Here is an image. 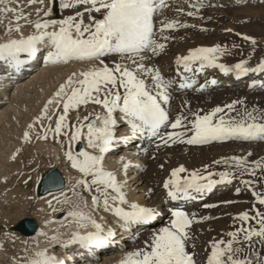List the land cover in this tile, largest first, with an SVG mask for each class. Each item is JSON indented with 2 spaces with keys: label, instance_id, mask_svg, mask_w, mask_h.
Instances as JSON below:
<instances>
[{
  "label": "snow or ice",
  "instance_id": "obj_1",
  "mask_svg": "<svg viewBox=\"0 0 264 264\" xmlns=\"http://www.w3.org/2000/svg\"><path fill=\"white\" fill-rule=\"evenodd\" d=\"M14 2L15 7L0 9V13H11L15 22L7 31L18 34L0 42V67L19 73L41 48L47 49L43 56L45 63L57 65L77 61L91 65L87 70L73 72L59 85L22 135L23 142H31L35 126L39 124L41 132L36 133V138L47 141L51 136L61 146L68 166L77 174L72 196L82 201L83 206L63 192L62 199L53 197L57 204L70 206L67 216L76 224L77 230L66 240H62L60 234L52 235L50 245L66 248L79 244L91 251L112 244L116 233L111 228L106 231L104 225L97 222L93 213L98 210L110 213L125 230L151 225L161 216L156 207L130 201L125 191L127 179L119 180L117 170L106 168V156L117 144L138 139L154 143L159 151L183 144L264 142V109H249L243 99L206 112L193 111L185 100L180 111L172 117V92L176 88L192 89L197 83L196 76L205 69H218L225 76L234 74L238 79L250 73L264 74V57L255 66L250 65V58L229 65L221 62V58L231 52L221 44L192 47L186 54L174 58L178 80L166 78L160 68L150 66L149 62L153 57L166 54L168 41L175 39L172 32L195 27L165 17L157 28V16L169 7L167 0H59V8L69 11L60 18L54 15L53 0H47V5L45 0H26L29 7L41 6L34 9L36 19L30 18V12L25 13L19 0ZM191 8L193 10L184 14L194 17L200 6L193 4ZM177 12L183 10L177 9ZM25 25L32 29L27 35L22 31ZM225 31L232 32V29ZM236 35L253 46L257 44L251 36ZM113 55L119 56L120 60L106 63ZM255 83L254 80L248 87ZM216 84L215 78L206 80L196 91L202 92L207 85ZM50 106H54L51 114ZM89 106L93 111L81 116V109L87 110ZM96 107L101 111H95ZM121 121L127 125L131 137L116 135ZM82 142L85 147L78 148ZM141 151L148 153L149 150L141 147ZM252 155L248 152L246 155L223 156L192 170L183 164L172 168L162 181L166 201L171 202L167 208L168 222L152 231L142 246L126 252L119 264H264V157L250 160ZM15 158L13 153L12 159ZM220 165L225 170H213ZM129 168L130 163L121 157L120 170L125 176ZM233 181H239L243 190L250 193V206L231 215L230 230L207 241L206 258L198 262L193 227L218 217L190 213L183 205L201 199L217 185H231ZM57 182L55 177L50 180L53 184ZM77 187L90 195L91 211H85L88 202L76 191ZM241 191V187L235 188L237 195ZM151 194L149 188L147 195ZM222 203L231 205L237 201ZM48 205L53 212L57 211L51 200ZM218 206L203 205L205 209ZM190 245L192 250H189ZM24 264H66V261L50 254L47 247H37L24 259Z\"/></svg>",
  "mask_w": 264,
  "mask_h": 264
},
{
  "label": "rangeland",
  "instance_id": "obj_2",
  "mask_svg": "<svg viewBox=\"0 0 264 264\" xmlns=\"http://www.w3.org/2000/svg\"><path fill=\"white\" fill-rule=\"evenodd\" d=\"M208 1L210 4L208 3L206 5H201L199 12L194 17H189L184 14L187 11L193 10L191 5L187 6L186 4L181 6L179 4L170 5L168 8L163 10L162 15L157 16V28L159 27V21L165 17L169 19L174 18L181 22L195 26L189 27L187 29L180 28L172 32L171 34L175 37V39L168 41L166 54H162L159 57H153L149 62L150 66L160 68L162 74L166 78H168V75H170L171 69L163 72L162 70L164 69V66L161 67L162 63H164L163 61L167 62L168 60H171V58L175 57L176 55L183 54L192 47H210L215 44H221V46L227 47L231 52V55H225L221 58V62L229 65L238 62L242 58H250V65L255 66L258 60L264 57V0H245L243 4L235 6H220L214 0ZM19 4L23 7L25 13H31V19H36L34 9L41 7L40 5H32L29 7L26 0H19ZM45 5H47V0H45ZM15 6L16 3L14 0H0V9L4 7ZM53 7L55 8L54 15L56 18H60L62 15L69 14L68 10H61L59 8V0H53ZM177 9H182L183 12H177ZM14 23L15 22L11 13H0V42H4L10 37L15 38L18 35L15 32L9 34L7 31L8 27L14 26ZM21 24L23 25L24 22L21 21ZM202 28L206 29V31H201ZM228 28L232 29V32H226L225 29ZM31 30L32 29L27 25L22 28V31L25 35H27ZM236 33L253 37L257 41V44L253 46L251 43L244 41L241 36L236 35ZM119 60V56L113 55L106 60V63L111 64L113 61ZM88 64L89 63L87 62L84 64L86 66H80V71L87 70L89 68ZM77 70L78 69L71 71L72 73H79V70ZM72 73L68 72L65 76L61 77L58 82H56L54 86L51 87L52 92L46 91L43 96L38 95V101L35 103V108H32L29 112L25 111L23 108H20V110L18 109L20 111L17 117L18 125L16 127V130L20 132L18 134L16 131L18 137L27 129V125L32 123L35 117L40 114L41 110L43 109L42 107L50 98H52L53 94L58 90L59 85L64 83ZM248 75L240 77L239 79L236 77V79L239 80L237 83L240 84L229 86L220 83L219 85L213 86L208 90H203L202 92H193V89H189L184 92L173 91L170 104L172 117L174 118L175 115L180 111L185 100L189 102V107H191L193 111L199 109L206 112L211 110L213 107L223 106L237 99H243L249 109H252L253 107L264 109V92L250 89L245 93L238 89V87L244 83L243 81L246 77H248ZM225 89L230 90V92H224ZM32 95H35V93ZM28 104L31 105V103ZM53 107L54 106H50L49 114H51ZM87 111H93L92 106H89L87 110L81 109V116L86 114ZM95 111H101V109L96 107ZM72 119L75 120L74 114ZM47 123L48 121L45 120L44 124L47 125ZM38 132H41V126L39 124L35 126V129L32 133V140L29 143L23 142L22 136L18 139V141L16 139L17 135L15 134L14 136L16 137L15 139L13 138V141L16 146L13 145V147H11V151H8L7 158L3 163V170L7 177L3 180V182H0V208L8 209L12 206L20 204L21 200L23 199V194L26 196V201L24 202V205H20V211L12 216L8 228H0V232L5 234L7 241L6 247H1L3 249L0 248V264H24V259L32 255L35 250V246L33 240H31L29 237L26 238V236H23L14 230L15 225L20 220L25 218L33 219L36 224L39 225L42 221L41 217L37 215V210L40 205L41 207L45 206L44 203L47 205L49 200H51L53 205H55L56 201L53 199V197L55 196L62 198L61 192H72V185L75 184V180L77 178V174L72 181L66 177V169L63 165L64 158L63 156L60 157L58 152L54 151L55 147H58L61 151V146L55 143L51 136L47 141L38 140L36 138V133ZM81 144L82 147H85L83 142ZM149 145L150 146L147 147L149 151L146 153V160L149 162H156L158 165L163 164V175L169 174L172 168L181 164H183L189 170L202 168L204 164H210L213 159H219L223 156L246 155L248 152H252L253 155L249 157L250 160H257L260 157H264V142L228 141L213 142L207 145L183 144L174 145L169 148H161L159 151H156L154 143ZM13 153L16 155L15 159H12ZM153 154L155 155V158H153ZM52 168H56L60 172L62 178L64 179V188L58 192L39 196L37 194L39 180L46 171ZM213 170L223 171L225 170V167L223 165L215 166ZM143 175H148V168L144 170ZM29 177H31V179H29ZM23 178L27 181L25 184L26 190L24 193L18 192ZM235 183L239 184L240 182L235 181ZM76 191L78 192V187L76 188ZM223 193H226V195L229 194L230 196H228L231 199H228H233L234 201H237V203L224 205L223 203H220V201H214L213 203L208 202L210 204H217L219 206L215 209H206L204 212L206 211L208 214L212 213L213 215H215L214 213L218 214L222 212L220 216H215L218 217V219L214 220L215 222L221 221L223 219L231 220V215H235L239 211L247 209L251 203L252 198L250 193L243 190V188L239 195H237L235 192L234 194L230 192V194L229 190H225ZM138 194L142 195V192H138ZM216 196L217 194H215L213 197L215 198ZM213 197H207V200L209 198L210 201H212L214 199ZM228 199L226 198V200ZM230 206L231 208H229ZM227 211L229 212L227 213ZM161 217L162 219L153 224L151 226L152 229L151 227H148V230L151 232L155 231L158 227H161L168 222V214H163ZM207 225H210L211 229H203L201 233H197L198 231H195L197 234L195 235L196 238H203V236L209 237L212 236L215 231H219L216 230L219 229L218 226H213V220L211 224ZM228 230H230V225L228 226ZM151 232L148 233L147 231L146 233H142L143 236L136 240L137 247L143 245L144 240ZM195 244V252H199H196V258L198 262H201L206 256V247L203 249L204 251H202L201 245L204 243L202 242L201 244V242H197ZM189 250H192L191 245L189 246Z\"/></svg>",
  "mask_w": 264,
  "mask_h": 264
},
{
  "label": "bare ground",
  "instance_id": "obj_3",
  "mask_svg": "<svg viewBox=\"0 0 264 264\" xmlns=\"http://www.w3.org/2000/svg\"><path fill=\"white\" fill-rule=\"evenodd\" d=\"M214 1H216V3H218V5L220 6H224V5L235 6V5L243 4L245 0H214ZM167 2L169 6L174 4L175 5L179 4L180 6L185 4L187 6L193 4H196L197 6L206 5L208 3L210 4L208 0H167ZM46 52H47L46 48H41L38 51L37 56L32 58V60H30L29 63L26 66H24L19 73L6 67H0V182H3V180L7 177L3 170L4 169L3 163L7 158L8 155L7 153L8 151H11V147H13V145L16 146L13 140L16 137L14 135L16 134L17 131L16 130V127L18 125L17 117L20 112L19 111L20 108H23L27 112H29L32 108H35V103L36 101H38V97H37L38 95L43 96L46 91L47 92L51 91V87L54 86V84L58 82V80L61 77L65 76L68 72L72 73V71L76 69H78L79 71L78 70L77 71L80 72V68H81L80 66H83L84 64L87 63V62L78 63L72 61L67 64L51 65L45 63L43 60V56L46 55ZM186 52L187 51H185L183 54H186ZM174 58L175 57L171 58V60L167 59L168 60L167 62L163 61L164 63H162L161 65V67L164 66L163 67L164 69L162 70L163 72H166L167 70L171 69L170 75H168V77H175ZM88 65L90 67V64ZM175 78H177L178 80V77ZM213 78L217 80V84L207 85L204 88V90H208L213 86L219 85L220 83L229 86L240 84L237 83L239 80L236 79V76L234 74H229L225 76L218 69L209 68V69H205L203 73H200L196 76L197 83L196 85L193 86L192 91L193 92L196 91V88H198L200 84H204L206 80H210ZM254 80L256 81V83L253 85V87L251 88L248 87V85L252 84ZM243 82L244 83L241 84L240 87H238V89L241 90V92L246 93L250 89H255L260 92H264V87H261V84L264 83V74L250 73ZM187 90L189 89L180 90L179 88H176L175 92H184ZM227 91L230 92V90L228 89L224 90V92ZM34 93L35 95H32ZM28 103H31V105H29ZM17 133L19 134L20 132L17 131ZM22 135H23L22 133L19 137L17 135L16 139L18 140ZM116 135L118 137L123 135H127L131 137L132 134L130 130H128L127 125H125L121 121L118 130L116 131ZM148 146H150L149 142L141 141L138 139L137 140L130 139L127 143L117 144L110 151V153L107 154L105 166L108 170H117L118 173L117 178L119 180L127 179V186L125 188V191L127 193V198L130 201L140 202L148 206L156 207L157 210L161 212V216H162L163 214H168L167 208L171 206V202L166 201L165 190L162 187V181L165 178H167L168 174L163 175L162 171H164L163 170L164 168L162 169L160 165H158L156 162H151V161L149 162L148 160H146V153L141 151V147L147 148ZM54 151L58 152L60 157L63 156L62 151H60L58 147H55ZM121 157H123L126 161L130 163V168L128 170L127 176H125L124 172L120 170ZM63 165L64 168L66 169L65 171L67 174L66 177H68V179L72 181L76 175L75 171L72 170L70 166H68L67 162L64 159H63ZM146 168H148V175L144 176L143 173ZM25 181L26 179L23 178L21 187L18 190V192L24 193V191L26 190ZM239 184H236L235 181H233L231 185H224V184L217 185L213 189L212 191L213 193L208 192L201 199L188 202L183 206L185 210L190 213L195 212L198 215H211L214 217L216 215L220 216L222 212L218 214L214 213L215 215H213L212 213L208 214V212L206 211L204 212V210L206 209L203 207V205L208 202L213 203L214 201H220V203H222L223 200H226V198L228 199L230 196L229 194L228 196L226 195V193L223 192L225 190H229V193L231 192L232 194H234L236 187L243 188V185H239ZM149 188L152 189L151 195H147V191ZM78 192H80L83 199L87 200L88 202V208L85 209V211H91L92 204H91L90 195L86 192H83L82 188L80 187H78ZM138 192H142V195L138 194ZM64 194L69 197H72L74 201H76L77 203H81V206H83L82 201L78 200L76 197H73L71 195L72 194L71 191H65ZM215 194H217V196L214 198L213 196H215ZM207 197L209 198L213 197L214 199L210 201L209 198L207 200ZM25 201H26V196L23 194V199L21 200L20 204L12 206L8 209L0 208V228H8L12 216L20 211L19 207L20 205H24ZM44 204L45 206L41 207L40 205V207L37 210V215L41 217L42 221L38 225V229L36 230L35 234L29 238L33 240L35 249L37 247L41 249L47 247L49 249L50 254L56 255L58 259L65 260L66 264H119V261L123 258L126 252L132 251L137 247L136 240L140 239L143 236L142 233L143 232L146 233L147 231L148 233L151 232L150 230H148V227H151L157 221L162 219V217L160 216L156 221H153L151 225L140 226V227L134 226L129 230H125L124 228L121 227L120 222L110 213H105L102 210H98L93 213L94 218L97 220V222L104 225L106 231L109 228H111L116 233L115 241L106 248L92 249L91 251H89L88 249L81 248L79 244L68 245L65 248V247H61L59 244L50 245L49 237H51L52 235L60 234L61 239L66 240L69 238V235L72 231L77 230L76 224L71 222V218L67 216V212L70 206L57 204V203L53 205L52 203V206L57 208V211L53 212L52 208L49 207L48 204L47 205L46 203ZM229 208H231V206ZM229 211H227V213ZM203 223L200 225H194L193 232L195 235H197L195 231H198L197 233H201L203 229H207V230L211 229L210 225L207 224H211L212 220ZM231 224H232V220L223 219L221 221H216V222L213 220V226H218L219 229L216 230L219 231L212 230L215 232L212 236L209 237H205V236H203V238L195 237L194 242L195 243L201 242V244L203 242L204 244L201 245L202 247L201 249L202 251H204L203 249L205 247L207 248V241H209L213 237L219 238L218 234L222 233V231H227L228 226ZM80 231L83 232L84 230L81 229ZM6 245H7L6 236L5 234H2L0 232V248L1 247L4 248L6 247Z\"/></svg>",
  "mask_w": 264,
  "mask_h": 264
},
{
  "label": "water",
  "instance_id": "obj_4",
  "mask_svg": "<svg viewBox=\"0 0 264 264\" xmlns=\"http://www.w3.org/2000/svg\"><path fill=\"white\" fill-rule=\"evenodd\" d=\"M81 147V144L78 145V148ZM58 178V182L56 184L50 183L52 178ZM62 185V187H61ZM64 188V180L59 174L58 170L51 169L44 173L40 182L38 184V195H45L50 192L59 191ZM14 229L20 234L30 237L37 230V224L34 220L31 219H23L16 224Z\"/></svg>",
  "mask_w": 264,
  "mask_h": 264
}]
</instances>
